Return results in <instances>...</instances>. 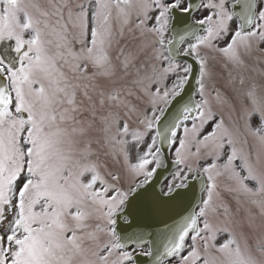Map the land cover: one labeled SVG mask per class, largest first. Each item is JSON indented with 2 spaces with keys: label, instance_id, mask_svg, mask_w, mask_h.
I'll return each mask as SVG.
<instances>
[{
  "label": "snow or ice",
  "instance_id": "6c2138e0",
  "mask_svg": "<svg viewBox=\"0 0 264 264\" xmlns=\"http://www.w3.org/2000/svg\"><path fill=\"white\" fill-rule=\"evenodd\" d=\"M141 260L264 264V0H0V264Z\"/></svg>",
  "mask_w": 264,
  "mask_h": 264
},
{
  "label": "water",
  "instance_id": "95a60500",
  "mask_svg": "<svg viewBox=\"0 0 264 264\" xmlns=\"http://www.w3.org/2000/svg\"><path fill=\"white\" fill-rule=\"evenodd\" d=\"M162 175H167V173L165 172ZM160 178H162V176ZM192 195H193V198H194V196H195V189L192 190ZM141 264H143V261L142 260H141Z\"/></svg>",
  "mask_w": 264,
  "mask_h": 264
}]
</instances>
